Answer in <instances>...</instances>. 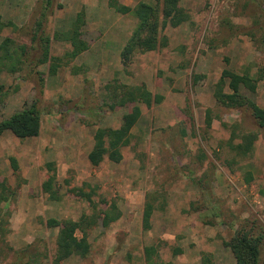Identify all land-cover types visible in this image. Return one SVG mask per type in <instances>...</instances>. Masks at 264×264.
Instances as JSON below:
<instances>
[{"label": "rangeland", "instance_id": "obj_1", "mask_svg": "<svg viewBox=\"0 0 264 264\" xmlns=\"http://www.w3.org/2000/svg\"><path fill=\"white\" fill-rule=\"evenodd\" d=\"M118 1L134 7L151 0ZM109 2L0 0V44L10 38L25 45L28 58L21 71L0 75V122L32 105L42 114L38 137L22 140L10 131L0 137V182L14 192L3 204L8 231L0 235V264H53L59 229L49 228L47 220L78 221L83 215L97 221L87 229L90 254L63 264H146L147 246L158 248L157 260L169 264H205V258L208 264H236L226 243L240 229L264 231V129L250 109L223 107L213 91L225 68L251 75L264 68V0H182L189 19L165 30L168 46L137 54L127 66L121 51L136 20ZM80 12L88 48L71 59L72 24ZM45 38L59 60L39 64ZM51 63L58 66L53 75ZM115 81L145 84L162 100L140 106L120 161L105 158L93 167L88 154L96 130L120 128L134 106L112 103L106 86ZM254 100L264 110L263 81ZM247 134L257 139L252 154L241 160L228 141L240 143ZM49 163L56 172H49ZM83 192L92 194L93 204ZM147 201L155 210L145 231ZM113 203L121 216L104 227V212Z\"/></svg>", "mask_w": 264, "mask_h": 264}, {"label": "trees", "instance_id": "obj_2", "mask_svg": "<svg viewBox=\"0 0 264 264\" xmlns=\"http://www.w3.org/2000/svg\"><path fill=\"white\" fill-rule=\"evenodd\" d=\"M182 0H151L140 1L134 7L121 4L118 0H110L109 5L117 13L123 15H132L136 20V26L131 37L121 51V62L123 65H129L134 57L140 53L156 51L159 48L168 46L169 38L165 35V30L169 27L176 28L187 22L189 13L181 6ZM50 1H47V6ZM42 16H46L43 12ZM85 25L84 13L77 14L72 24V46L73 49L67 53L71 59L76 58L80 53L87 50L88 43L81 39L82 27ZM4 26L2 16L0 15V28ZM38 29L42 28V21L37 24ZM35 39V38H34ZM42 58L38 60L39 64L48 62L53 63L50 52V39L45 38ZM26 46H17L10 38L4 39L0 44V75L3 72L16 73L23 69V63L27 61ZM51 63L50 72L55 74L58 66ZM264 83V68H260L255 75L248 73L239 74L229 68H225L219 80L214 86L213 96L218 104L230 109L248 108L259 126L264 129V110L259 108L254 100L259 87V82ZM228 89V90H227ZM106 91L115 106H127L134 104L130 112L123 118V125L120 128H102L99 127L94 134V145L88 154V160L93 167H98L108 158L111 161H120L122 159V149L131 143L130 130L138 122L142 115L141 105L152 107L159 103L162 97L155 96L146 87L145 84L129 86L115 81L106 86ZM205 125L207 129L212 127L213 117L210 109L206 110ZM42 114L35 105L25 107L22 110L13 113L8 118L0 122V137L10 131L19 139H28L38 137L41 131ZM257 139L256 134H247L242 137V142L234 143V137L228 141L230 149L242 159L250 156L254 150V143ZM199 160H205V154L201 153ZM11 166L14 171H18L19 166L16 158H10ZM238 163V160H234ZM49 172H56L52 164H47ZM55 173L48 177L49 186H53ZM253 175L248 172L245 182L250 185L253 182ZM52 199H55L52 188H49ZM94 193V191H92ZM84 194V192H83ZM14 195L13 190L7 185L6 181L0 182V235L5 236V207L9 197ZM83 196L93 204L92 194L85 193ZM155 207L152 202L147 201L142 216V227L145 231L150 230L152 226V216ZM215 215L219 212L215 209ZM121 216L116 204H112L110 209L104 212L102 225L110 226ZM97 224L95 216L83 215L78 221H59L55 218L47 220L46 225L49 228H58L59 232L56 239V253L53 264H63V262L72 256L86 258L91 251V243L88 239L87 229ZM82 232V237L77 236V231ZM260 230H262L260 228ZM226 246L232 251L236 264H264V231L256 234L254 230L240 229L231 238ZM179 249L174 250L178 254ZM159 250L155 246L145 247L146 264H169L158 261ZM205 264L209 259L205 258Z\"/></svg>", "mask_w": 264, "mask_h": 264}, {"label": "crops", "instance_id": "obj_3", "mask_svg": "<svg viewBox=\"0 0 264 264\" xmlns=\"http://www.w3.org/2000/svg\"><path fill=\"white\" fill-rule=\"evenodd\" d=\"M181 3H182V1H181ZM128 6V5H127Z\"/></svg>", "mask_w": 264, "mask_h": 264}]
</instances>
